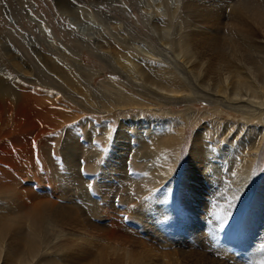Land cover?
<instances>
[{
	"label": "bare ground",
	"instance_id": "6f19581e",
	"mask_svg": "<svg viewBox=\"0 0 264 264\" xmlns=\"http://www.w3.org/2000/svg\"><path fill=\"white\" fill-rule=\"evenodd\" d=\"M104 1L109 5L120 3V0ZM151 1L136 0L151 24L156 25L153 21L165 17L161 18L162 25H165L162 35L156 32L155 26L151 27L157 45L147 39L142 43L133 41L129 31L124 32L120 27L125 23L108 15L105 17L100 8L95 9L98 7L95 3L82 5L74 0H55L59 15L74 27L72 35L77 44L100 58L105 63L103 69L120 75L122 84L103 80L94 85L103 73L102 69L84 64L82 51L75 47L65 49L58 45L43 17L24 8L27 19L34 24L33 34L20 27L14 30L12 24L17 25L19 17L16 19L9 14L12 24L6 28L26 48L28 59L23 57L14 39L6 33L0 34V264H59L62 259L60 252L69 246L68 238L75 233L58 221L63 222L64 218L74 223L79 221L82 215L73 199L81 188L90 195V212L96 202L92 197H105L113 179L112 171L121 168L122 159L124 165L128 154L124 130L135 128L136 132L131 137H136L137 147L145 154L152 153L155 157V153L159 155L163 151L160 157L177 156L186 125L193 116L190 109L194 108L196 99L213 106L214 112L210 113L213 121L204 119L193 134L190 161L182 185L173 192L154 190L149 200L150 211L160 220L166 215L170 214L172 218L174 215L178 225L180 223L178 229L183 228L192 235L193 226H198L195 224L197 211L200 213L192 199L198 200V191L208 189L214 182H221V168L239 181L243 190L248 187L256 151L264 137V43L255 40L249 29L234 26L226 29L229 39L220 40L219 35L202 26L217 16L207 6L195 5L193 0H157L154 12L149 10ZM181 8L189 14L195 12L196 25L172 31L171 26H167L168 21ZM233 11L235 17L246 16L260 25L256 26L258 31L255 35L259 34L264 40L263 3L241 0ZM78 15H85L86 19L78 21ZM152 35L149 39H153ZM177 57L182 58L183 63ZM10 69L22 82L11 80ZM125 84L131 89L127 90ZM175 104L182 105L184 111L177 120L159 122L154 119L153 122L152 118L147 121L133 117L125 120L126 126L121 123L102 168L103 175L108 178L99 185L95 176L88 175L82 164L80 166L81 157L85 156L87 162L94 163L101 155L102 148L99 149V141L94 135L99 129L102 136H108L111 129L108 119L112 114L130 108L152 112L161 105L171 109ZM223 111L226 114L237 113L240 117L237 122H224L220 116ZM95 113L105 116L101 123L96 121ZM78 126H86L85 132L79 133ZM140 127L148 130L146 138L139 133ZM225 137L227 142L220 155L224 160L222 164L205 161L206 144L215 145ZM173 145L175 147L170 151ZM228 161L230 168L227 169L224 164ZM172 162V159L157 161L150 167L151 176L162 179L165 174L171 175ZM127 173L126 177L139 176ZM199 181L202 187H199ZM263 192L264 180L249 193L247 209L231 206L233 211L225 217L227 221L221 228L212 223L208 235L210 238H222L220 242L215 241L220 251L234 253L257 242L252 232L259 228L257 219L264 214ZM227 223L231 224L227 226ZM48 226L51 229L48 230ZM138 247L135 250L128 247L126 251L132 264H136L143 253L138 251ZM140 249L145 250L143 247ZM207 258L209 262H216ZM254 261L251 264H264L262 260Z\"/></svg>",
	"mask_w": 264,
	"mask_h": 264
},
{
	"label": "rangeland",
	"instance_id": "374dc122",
	"mask_svg": "<svg viewBox=\"0 0 264 264\" xmlns=\"http://www.w3.org/2000/svg\"><path fill=\"white\" fill-rule=\"evenodd\" d=\"M74 1L82 5H87L89 2L95 3L98 5L95 9H101V12L105 15V17L108 15L111 16L112 19L124 22L125 26L120 27L124 29V32L129 31L130 38H132L135 42L142 43L144 39H147V41H153V43L157 45L156 35H152L151 33L153 30L152 28L155 26V29L157 30L156 32L162 35V30L164 29L163 26H165L161 23V18L162 20L165 18L163 16H161L159 20L153 21L156 25L151 24V22L146 18L145 12L137 4L136 0H120V3H116L114 5H109L104 0ZM164 1L168 2V0ZM193 1L195 5H203L205 8L207 6V9L217 16V19L204 22L202 26L203 28L208 27L207 31L210 30L211 32L219 35V39L225 38L226 40L228 38L225 34V32L227 33L226 29H228L229 26H234L240 27L241 29H249L253 33L252 37H254L255 40H258L259 43H264L263 38L259 34H257V36L255 35V32L258 31L256 26L260 25L252 22L246 16L235 17L232 14V12L234 13L233 10L235 4L241 0ZM258 1L261 4H264V0ZM150 3L152 4L150 5L149 10L150 12H154V6L158 5L157 0H152ZM195 5H193V7ZM120 7H122L121 9L124 10L125 13L120 10ZM24 8L30 9L35 15L43 17L46 20V25L49 27V31L54 34L55 41L58 45H61L65 49H67V47H75L74 49H77L80 52L82 51L81 58L84 64L95 66L100 70L102 69L103 73H101L94 81V85H98V83H101L103 80H112L115 83L122 84L123 78H121L120 75L107 68L103 69V65H105V63H103L100 58L92 55L88 49L83 47L81 48L80 45L77 44L75 37L72 35L74 27L71 26L64 17L59 15L56 9L55 0H0V34L6 33L11 39H14V42L17 47H19V50L21 49L20 51L24 58L28 59V56L25 53L26 48L17 39L18 37H15L10 30L6 28L8 24H12L10 22L9 15L11 14L16 19L19 17L17 20L18 24H12L14 30H17V27H20L26 32L30 31L29 33L34 31V24L27 19L28 17L27 14H25ZM181 9L176 15H174V18L172 17V19H170V22L168 21L169 24L167 26H171L172 31L173 29H186L196 25L195 22L197 21V16L195 12L189 14L185 12L186 9ZM77 17L78 21L86 19L85 15H78ZM149 35H152L153 39H149ZM0 53H2V51H0ZM181 59L182 58L177 57V60H180V62L183 63V59ZM6 66L8 69L10 68L8 64H6ZM8 71L10 72L12 81L14 79L17 83H19V81L22 82V80L16 76V72L11 69ZM125 87L127 90L131 89V87L127 84H125ZM193 106L194 108L190 109V112L193 113L194 117L192 116L186 125L183 140L178 147L177 156L169 154L166 155V157H160L159 155L163 154V151L159 153V155L155 153V157L152 156V153L150 155L145 154L143 149L137 147L136 137H131V134L134 135L136 132L135 128L130 127L124 130L126 133L125 144L126 147H129V149L126 148V152L128 154L124 161V165V159H122L121 168L113 170L112 173L114 175L111 173V176L113 175V179L111 178V184L106 192L108 195L105 194V197L103 198L91 196L96 199V202L94 201L95 205L92 206V209L94 210L93 213V210L92 212L89 210L90 195L87 193L85 188H81L76 195L77 197L73 199L79 208L78 212L82 215L81 218H79V221H77L78 223H74L70 221V219L66 218H64L63 222L61 220L58 221L62 224V226L66 225L65 227H67L69 231L71 229V233H75L73 236L68 238L70 243L69 246H67L64 251L62 250V253L60 252V258L63 260H59V264H132L131 260L127 258L126 251L128 247L129 249L133 248L135 250L138 246V251L142 250L141 252L143 253L139 256L140 260H138L136 264H251L253 260H255L254 262H258L260 260L264 262V214L262 217L257 219V221L260 222L258 223L259 228L256 229L257 232L255 230L252 232V235L256 236L255 240L257 242H254V244L252 243L253 246L247 248L246 250L241 249L234 253L220 251L218 245H215V241L217 242L219 239L222 241V238H218L217 236L210 238L211 236L209 237L208 235L212 223H216L218 228H221L224 223H226L225 220L227 221V216L229 217V213L233 211L231 206H236V208L243 206V210L248 208L250 200V198H248L250 197L249 193H252L253 190L258 188L264 180V137L256 151L254 165L249 174L248 187L246 188L247 190H243V186L241 187L239 181L234 180L231 175L225 173L227 170L225 171L224 168H221V182H214L208 189L197 192L198 200L193 198L192 203L198 210H200V213L197 211V223L195 222V224L198 226H193L192 235H189L183 228L178 229V222L174 215L173 218L170 214L168 217L166 215L165 219L162 218L160 220L154 213H152L153 211H150L151 204L149 203V200L153 197L152 194L154 190L167 189L173 192L175 188H179L182 185V179L183 176H185V173H187V165L190 161L189 154L193 143V134L204 119L209 122L213 121L211 117L212 114H210L214 112L213 106L207 104V102L202 99H196L193 102ZM156 109L157 110L155 111L153 110L154 112H150V110L147 109L138 111L136 108H130L127 109L128 111L125 110L122 112L120 111L119 114H112L108 119L111 129H109V134L106 138L100 134L99 129L97 130L98 132L94 135V137L97 142L99 141V149L102 148L101 155L98 156L94 163H91V161L87 162L85 156L81 157L79 160V162L81 161L80 166L82 164L81 167L86 171V173H88V175L95 176L97 185L108 178L103 175L102 168L105 160L107 159V154L111 151L113 143L116 140V135L122 125L121 123H124L123 125L126 126L127 123H125V120L129 121L133 117L147 121L152 118L153 122L155 120H158L159 122L169 119L177 120L180 117L179 115L181 112H184L183 106L178 104L172 105L171 109H168V106L165 105H161ZM196 116L199 119L195 118ZM220 116L222 118L221 120L224 122L228 120L237 122L240 117L237 113L226 114L224 111L220 113ZM94 117L96 121L101 123L105 116L102 113H95ZM173 124L175 125V123ZM85 129L86 126H78L79 133H84ZM173 130L175 131L174 128ZM147 131L148 130L145 128L140 127L139 133H142L143 137L146 138V134L148 135L149 133H146ZM226 142L227 137L218 140L215 145L208 142L206 144V152L203 155L205 158L204 160L208 162L210 160L213 162L217 161L219 164H222L224 160L221 159L220 155L223 151L222 148H225ZM202 145L203 143L200 144V146ZM174 147L175 145L171 146L169 150L171 151ZM168 159H172V163L174 164L172 174H165L162 179L151 176L152 171L150 170V167H153L157 161L165 162ZM229 163V161L228 163H225L226 166L224 164V167H227V169L230 168V165H228ZM127 171L129 174H138V178L126 177L128 174ZM161 173L164 174V171L162 170ZM173 175H175L176 178H174ZM199 184V187H202L200 181ZM161 185L164 186L161 187ZM235 187L240 189H236ZM204 191H206V193ZM94 192H96V189H94ZM216 197H218V199H216ZM62 201L66 203V201ZM201 202H203L204 205ZM221 207L223 209H221ZM220 209L228 212L224 211V213ZM262 209H264V206ZM222 214H225V216ZM218 217H220V219ZM197 219H200L202 223L200 221L198 222ZM230 219L233 221L232 217H230ZM58 222L55 224L58 225ZM175 222L177 224H175ZM217 222L220 225H218ZM230 224L227 223V226ZM178 226H180V223ZM50 227L51 226H48V230L51 229ZM216 234L218 233L216 232ZM142 247L145 248V250L140 249ZM206 258H212L216 262H209Z\"/></svg>",
	"mask_w": 264,
	"mask_h": 264
}]
</instances>
